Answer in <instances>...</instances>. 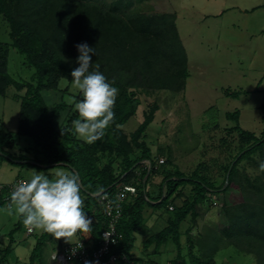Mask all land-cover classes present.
<instances>
[{
    "label": "trees",
    "instance_id": "16d2710c",
    "mask_svg": "<svg viewBox=\"0 0 264 264\" xmlns=\"http://www.w3.org/2000/svg\"><path fill=\"white\" fill-rule=\"evenodd\" d=\"M133 5L132 0H0V14L9 24L12 39L11 43L0 41V95H6L11 86L22 93L15 94L21 103L17 133L32 139V145L25 149L27 154L17 155L11 152L16 145L13 134L0 131V164L10 161L40 168L58 165L68 167L69 173L74 171L82 183L84 211L92 219V231L78 234L95 248L101 245V233L110 224L99 193H109L113 210L122 211L116 225L118 243L112 247L119 254V264H217L215 254L223 241L255 253L258 262L264 264V172L252 179L239 168L246 159L257 163L253 159L256 151L264 156V130L257 135L242 128L239 110L226 113L229 120L236 122L227 128L228 133L238 132L239 143L237 152L221 165L223 180L219 184L203 173L205 164L186 173L175 163L172 153L164 155L163 148L153 152L146 137L159 109L157 102L145 111V119L135 131L128 134L124 130V124L136 114L141 92L183 91L191 75L177 13L145 12L132 9ZM263 7L264 4L251 10ZM78 43L95 48L96 55L90 54L93 64L98 63L108 81L119 89L115 121L103 138L92 144L71 130V121L78 118V113L74 104L64 99L69 87L60 89L62 79L72 82L71 71L78 66ZM10 45L23 54L26 65L35 69L31 80H18L9 72ZM45 91L60 95L61 99L48 103ZM224 91L227 96L240 97L238 91ZM73 97L82 99V93L78 91ZM151 175L160 177V181L151 182ZM123 184H132L136 193L121 200L117 191ZM233 186L242 193V201L224 205L227 224L198 239L193 237L192 228L187 229L186 257L182 223L189 217L196 222L200 202L213 204L214 193H226ZM6 203L0 196V205ZM148 206L163 207L168 212L166 225L144 241L146 249L155 245V254L162 253L161 247L173 241L177 255L166 263L154 257H137L133 252ZM22 221L20 217L7 235V244L0 247V264L10 261ZM29 234H35V230ZM51 240L54 237L47 232L38 235L26 264H48L44 250ZM69 244L72 243L58 245L63 250Z\"/></svg>",
    "mask_w": 264,
    "mask_h": 264
},
{
    "label": "rangeland",
    "instance_id": "374dc122",
    "mask_svg": "<svg viewBox=\"0 0 264 264\" xmlns=\"http://www.w3.org/2000/svg\"><path fill=\"white\" fill-rule=\"evenodd\" d=\"M105 1L110 3L112 0ZM132 1V9L177 13L178 30L188 53L191 75L183 91L158 90L150 94L141 92L136 114L123 128L128 134L135 131L144 121L145 111L157 102L159 109L148 127L146 137L153 152L157 153L163 148L164 155L172 153L175 163L186 173L192 172L199 164H205L207 168L206 171L202 170L203 173L207 172L219 184L223 180L221 165L237 152L239 143L238 132L228 133L227 128L236 122L229 120L226 113L239 110V124L242 128L257 135H261L264 130V7L251 10L264 4V0ZM0 41L12 42L9 24L2 14ZM34 71V68L26 65L23 54L10 45L11 75L18 80H31ZM68 87L69 92L64 95V99L72 102L73 94L78 90L73 87L72 82L62 79L60 89ZM227 89L238 91L240 97L227 96L224 91ZM15 94L22 93L11 86L6 95H0V131L13 134L16 145L11 152L19 155L32 145V139L17 133L21 103L20 97ZM44 96L48 103L61 99L60 95L56 96L48 91H45ZM253 159L257 163L246 159L240 163L239 168L250 178L258 179L262 176L259 161H264V156L256 151ZM29 164L2 162L0 183L15 182L19 178L29 180L35 172L47 174L50 178H54L52 174L57 171L70 172L65 166L40 168ZM150 179L151 182L160 181V177L154 175ZM212 198L213 204L207 200L200 202V215L196 222L189 217L181 225L183 253L186 257L188 243L185 231L192 228L193 237L198 239L210 230H220L227 224L224 205L242 201V193L233 186L226 193H214ZM7 205H0V247L7 244L8 233L16 227L20 218L18 215H9ZM167 214L163 207L148 206L145 209V223L136 233L137 240L133 249L135 256L154 257L165 263L168 259L175 258L177 248L173 241L163 245L160 249L162 253L159 254L154 253V244L147 249L144 247V241L166 225ZM21 226L15 234L17 242L14 243V253L6 264H26L36 237L43 232L35 230V234H29L23 221ZM78 235L77 233L71 241L64 238L49 241L44 250L48 264H58L52 256L62 249L59 243H73ZM208 239L213 245L212 239ZM228 243L223 241L215 254L217 264H260L255 253L242 251L237 245ZM17 257L20 258L19 261L16 260ZM74 262L80 264L75 258Z\"/></svg>",
    "mask_w": 264,
    "mask_h": 264
},
{
    "label": "clouds",
    "instance_id": "9594fccd",
    "mask_svg": "<svg viewBox=\"0 0 264 264\" xmlns=\"http://www.w3.org/2000/svg\"><path fill=\"white\" fill-rule=\"evenodd\" d=\"M75 47L79 55L78 66L71 71L72 85L82 93V99L72 101L78 118L71 121V130L85 143L92 144L102 139L115 121L119 89L108 81L98 63L93 64L94 47L87 43H78ZM258 167L264 172V161H259ZM52 175L54 178L35 172L28 181L15 185L7 213L22 217L30 230L47 232L56 239L71 241L78 232L90 233L92 219L84 211L79 176L74 171H57Z\"/></svg>",
    "mask_w": 264,
    "mask_h": 264
},
{
    "label": "built area",
    "instance_id": "2783aa9c",
    "mask_svg": "<svg viewBox=\"0 0 264 264\" xmlns=\"http://www.w3.org/2000/svg\"><path fill=\"white\" fill-rule=\"evenodd\" d=\"M150 165V164H148ZM28 181L27 179L19 178L13 183H0V196L7 203L10 202V194L13 187L21 182ZM128 193H136V188L132 184H125L118 188L117 196L122 200L125 199ZM100 203L104 205L105 211L110 216L109 227L104 229L101 233V245L97 248L93 247L92 243H86L85 239L79 236L74 243L67 245L60 252L53 254V259L58 261V264H75L74 258L78 260L80 264H119V254L113 252L112 247L118 243V234L116 231V225L118 219L122 216V211H114L112 199L109 193L100 192ZM173 209V205L169 206ZM34 230L28 229L29 233ZM126 259V256H123ZM133 264V263H131Z\"/></svg>",
    "mask_w": 264,
    "mask_h": 264
},
{
    "label": "water",
    "instance_id": "95a60500",
    "mask_svg": "<svg viewBox=\"0 0 264 264\" xmlns=\"http://www.w3.org/2000/svg\"><path fill=\"white\" fill-rule=\"evenodd\" d=\"M27 162L36 163V162H34V161H27ZM227 184H228V180L226 181V184H225L224 188L227 186Z\"/></svg>",
    "mask_w": 264,
    "mask_h": 264
},
{
    "label": "crops",
    "instance_id": "0c3cea01",
    "mask_svg": "<svg viewBox=\"0 0 264 264\" xmlns=\"http://www.w3.org/2000/svg\"><path fill=\"white\" fill-rule=\"evenodd\" d=\"M263 5V4H262ZM10 183V182H9ZM78 239H79V236H78Z\"/></svg>",
    "mask_w": 264,
    "mask_h": 264
}]
</instances>
